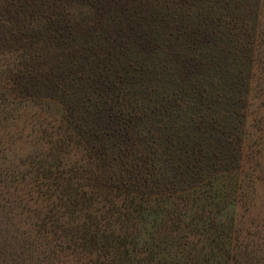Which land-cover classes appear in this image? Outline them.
<instances>
[{"label":"rangeland","instance_id":"obj_1","mask_svg":"<svg viewBox=\"0 0 264 264\" xmlns=\"http://www.w3.org/2000/svg\"><path fill=\"white\" fill-rule=\"evenodd\" d=\"M58 1L59 9L48 0H0V59L11 56L16 42L38 41L37 24L47 19V26L50 18L52 29L41 34L44 42L57 36L56 47L49 43L50 60L67 72L71 59L86 64L87 77L73 75L71 85L64 81L59 88L72 100L89 92L88 111L103 128L98 131L107 149L124 155L133 182L152 179L150 200L135 202L136 210L143 205L139 237L173 236L176 242L164 253L178 258L196 252L192 264H230L225 253L234 239L240 253L256 251L259 263L251 264H264V0H243L256 15L241 11L238 0H103L108 15L100 9V24L93 15L100 0ZM216 8L229 11L227 17L243 15L248 32L255 33L252 50L258 56L251 62V45L239 36L232 42L211 17L201 21L200 14ZM61 34L67 36L60 39ZM61 41L66 47L58 51ZM239 63L237 71H227ZM96 75L111 94L98 91ZM26 79L34 93L13 97L20 101L19 112L25 105L31 109L11 129L10 158L16 162L32 150L25 137L36 140L41 127L54 132L59 125L49 119L50 128L48 113L41 115L36 106L45 104L49 112L64 108L44 88V78ZM26 211L17 209L24 221ZM120 242L130 257L122 256L119 264L140 262L141 256H132L140 248L136 238ZM209 256L215 257L208 261ZM236 258L245 264V258Z\"/></svg>","mask_w":264,"mask_h":264},{"label":"trees","instance_id":"obj_2","mask_svg":"<svg viewBox=\"0 0 264 264\" xmlns=\"http://www.w3.org/2000/svg\"><path fill=\"white\" fill-rule=\"evenodd\" d=\"M102 1L96 7L97 12H93L97 24L102 23L99 19L100 9L108 15ZM48 2L50 6L59 9L58 0ZM238 3L241 11L247 14L251 10L256 15L257 9L244 6L243 0H238ZM55 12L58 15L56 10ZM229 13L216 8L209 15L204 11L199 17L203 18L201 21L204 23L211 17L213 24L223 30L224 35H229L232 42L238 41L239 39L234 41V37L239 36L251 45V62L252 56H258L252 50L256 43L255 33L248 32L243 15L232 14L227 17ZM44 21L38 23V29L33 32L40 36L38 41L30 39L31 42H16L11 58L5 56L6 59H0V264H119L122 256L127 259L130 257L129 248L120 242V239H128V236L135 237V245L140 246L132 254L142 258L135 264H180V261L192 264L197 257L196 252L188 251L178 258L164 253L170 244L176 242L173 236L159 235L158 232L151 239L139 237L143 226L140 207L143 205L136 210L135 202L139 200L147 204L150 200L146 193H149L148 187H152L149 184L152 179L148 177L133 182L134 174L126 166L127 162L122 160L124 155L113 156L107 149L108 144L101 139L104 134L99 133L103 128L93 123L96 115L88 111V104L91 102L89 92L72 100L66 90L59 88L64 81L71 85L74 82L73 75L76 79L87 77V66L77 65L79 61L71 59L68 68L72 71L67 72L59 59V64L50 60L49 49L52 45L56 47L57 36L51 41L55 44L44 42L45 36L41 37V34L51 30L50 25L53 23L48 18L45 26ZM86 24L88 26L89 21ZM24 27L22 26L23 29ZM26 30L29 31V28ZM9 34L12 37H22V34L16 35L12 31ZM66 36L61 34L60 39ZM59 45L58 51L66 47L62 41ZM2 53L0 50V54ZM224 54L227 53L224 51ZM241 65L242 63L231 65L227 71L229 69L228 72H235ZM38 77L44 78V88L48 92L52 91V94L56 93V102L64 108H61L62 111L49 112L44 108L45 104L36 106L41 115L48 113V118H45L50 128L49 119L59 125L51 128H55L54 132L41 127L38 131L41 134L35 136L36 140L28 141L29 136L25 137V143L32 144V150L24 159L21 157L16 162L10 158L15 149L11 129L17 128V122L31 109L25 105L19 112L20 101L13 97L34 93L26 78L36 81ZM101 80L102 77L98 78L96 75L94 81L99 87L98 91L111 94L109 89H103ZM66 123H70L71 128H65ZM36 126L37 124L33 126L34 131L37 130ZM194 161L204 168L209 166L202 164L203 160ZM175 170L178 175H182L178 168ZM257 171L262 173V170L255 169ZM203 177L204 175L198 179ZM177 198L178 196L175 199L178 200ZM23 207L27 208V221L22 220L17 213V209ZM30 218L33 220L31 223ZM52 224L54 226L50 230L49 226ZM229 245L231 250L225 253V257L230 264L241 261L236 258L238 255L245 258V264L259 263L256 251L249 252L245 249L240 253L234 239L230 240ZM149 246L151 248L148 250ZM214 257L209 256L207 260H213Z\"/></svg>","mask_w":264,"mask_h":264}]
</instances>
